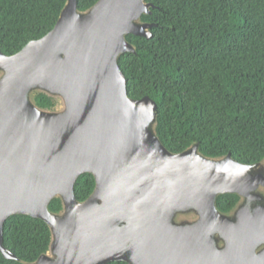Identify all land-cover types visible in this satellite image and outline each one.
<instances>
[{
  "label": "water",
  "instance_id": "1",
  "mask_svg": "<svg viewBox=\"0 0 264 264\" xmlns=\"http://www.w3.org/2000/svg\"><path fill=\"white\" fill-rule=\"evenodd\" d=\"M153 4L98 0L79 12L67 0L54 27L18 52L0 51V252L12 214L48 224L49 251L30 264H264V165L230 153L209 158L198 143L172 153L156 136L157 104L128 96L118 56L135 52L127 34ZM59 96L60 111L38 108L31 92ZM82 173L95 179L78 201ZM237 194L231 215L216 207ZM60 197L62 211L48 204ZM194 213L193 221H176ZM219 241L222 245H219Z\"/></svg>",
  "mask_w": 264,
  "mask_h": 264
},
{
  "label": "trees",
  "instance_id": "2",
  "mask_svg": "<svg viewBox=\"0 0 264 264\" xmlns=\"http://www.w3.org/2000/svg\"><path fill=\"white\" fill-rule=\"evenodd\" d=\"M98 0H76L79 12ZM67 0H0V51L18 52L47 34ZM150 37L125 35L135 52L118 56L129 97L149 96L157 104L154 132L172 153L198 143L209 158L227 153L243 163L264 162V0H145ZM32 102L55 110L59 96L34 90ZM95 187L91 173L74 184L78 201ZM237 194H220L217 209L231 213ZM60 197L48 204L62 211ZM51 231L43 220L12 214L3 225L5 248L18 259L0 264H30L49 250ZM106 264H128L110 261Z\"/></svg>",
  "mask_w": 264,
  "mask_h": 264
},
{
  "label": "rangeland",
  "instance_id": "3",
  "mask_svg": "<svg viewBox=\"0 0 264 264\" xmlns=\"http://www.w3.org/2000/svg\"><path fill=\"white\" fill-rule=\"evenodd\" d=\"M62 108H63V102H62L61 98L59 97L58 98V104H57V106L55 108V111H60ZM263 165H264V162H263ZM260 191L264 194V189L263 188H260ZM194 218H195V216L193 214H190V213L177 216V219H179V220H182V219L183 220H185V219L186 220H192Z\"/></svg>",
  "mask_w": 264,
  "mask_h": 264
},
{
  "label": "flooded vegetation",
  "instance_id": "4",
  "mask_svg": "<svg viewBox=\"0 0 264 264\" xmlns=\"http://www.w3.org/2000/svg\"><path fill=\"white\" fill-rule=\"evenodd\" d=\"M140 22H141V21H140ZM0 75H1V72H0ZM240 202H241V198H240V201H239V203H240ZM239 203H238V205H239ZM238 205H237V206H238ZM237 206H236V207H237ZM235 209H236V208H235ZM235 209H234V210H235ZM234 210H233L231 213L227 214V215H231V214L234 212ZM218 211H219V210H218ZM190 214H193V215L195 216V214H194V213H190ZM223 214H224V213H223ZM196 218H197V217L195 216V218H194V219H192V220H189V221H193V220H195ZM182 220H183V219H182ZM182 220H179V219H177V217H176V221H182ZM185 220H186V219H185ZM218 243H219V245H222V242H221V241H219ZM48 251H49V250H48Z\"/></svg>",
  "mask_w": 264,
  "mask_h": 264
}]
</instances>
